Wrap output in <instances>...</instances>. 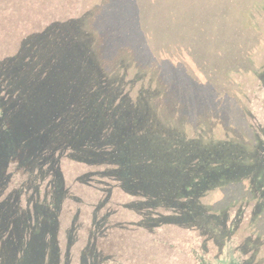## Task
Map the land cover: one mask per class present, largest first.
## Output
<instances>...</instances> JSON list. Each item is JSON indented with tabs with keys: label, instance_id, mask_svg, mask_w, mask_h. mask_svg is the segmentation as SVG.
I'll list each match as a JSON object with an SVG mask.
<instances>
[{
	"label": "trees",
	"instance_id": "16d2710c",
	"mask_svg": "<svg viewBox=\"0 0 264 264\" xmlns=\"http://www.w3.org/2000/svg\"><path fill=\"white\" fill-rule=\"evenodd\" d=\"M39 1L0 0L4 258L140 264L123 241L134 253L140 226L174 224L214 244L201 264H249L229 209L264 215V120L234 75L264 91V0ZM128 209L141 219L125 230ZM245 244L255 260L259 239Z\"/></svg>",
	"mask_w": 264,
	"mask_h": 264
},
{
	"label": "rangeland",
	"instance_id": "374dc122",
	"mask_svg": "<svg viewBox=\"0 0 264 264\" xmlns=\"http://www.w3.org/2000/svg\"><path fill=\"white\" fill-rule=\"evenodd\" d=\"M50 1L51 0H41L38 3L44 4L45 8H47ZM57 1H59L57 6L62 9L76 2V0ZM73 7H68L67 9L70 11L67 12L72 14V10L76 9ZM3 55H5V53H0V57ZM263 55L264 50L256 52L253 55V59L260 61ZM195 73L198 72L195 71ZM198 76L202 78L200 73H198ZM234 78L237 79L238 82L235 89L238 90V96L241 98L242 104L248 109L249 118L253 120V117L256 121L262 122L264 120V91L259 89L258 77L250 71H242L235 74ZM15 183L18 182L16 181ZM216 198L219 199L220 195L217 191H213L205 198V202L211 203ZM235 199H237V196ZM254 203L255 202L252 200L249 201V203L235 202L233 203V207L229 209L231 220H235L234 227L229 237L230 244L235 248H233L234 254L242 258L243 262L249 261L251 256H253L249 264H255L253 262L259 258L264 260V215L261 218L259 217L253 220L250 213ZM239 204H246L248 207L245 206L247 209L240 213L239 209L241 205ZM140 219L141 217L137 212L128 209L121 217V229H130L131 222L135 223ZM137 234L138 236L135 238V241L130 243V246L135 249L134 253L129 251L127 242L125 240L123 241L122 245L125 249L121 252L122 259L124 258L126 261H137L140 264H148L150 262L151 264H201L198 261V257L204 256L210 258L216 251L214 244L210 241L205 242V246L207 245L208 250H202L204 238L199 234L197 229L190 227H180L174 224H165L152 228L140 226L139 229H137ZM247 237L250 238L251 241L254 238L259 239L261 243L257 255H255V260L253 252L251 253L250 249L248 250L249 247L245 244ZM146 243L151 244L148 250ZM138 246H140V248L137 250L136 248ZM238 247L242 249L243 254L237 250ZM7 253H9L8 248L6 246H0V264H9L10 260L4 258V255ZM238 253H240V255H238ZM225 255V253H222V256ZM25 263L28 264V262Z\"/></svg>",
	"mask_w": 264,
	"mask_h": 264
}]
</instances>
